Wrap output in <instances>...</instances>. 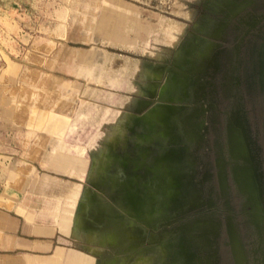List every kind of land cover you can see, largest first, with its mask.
I'll return each mask as SVG.
<instances>
[{
    "label": "rangeland",
    "instance_id": "1",
    "mask_svg": "<svg viewBox=\"0 0 264 264\" xmlns=\"http://www.w3.org/2000/svg\"><path fill=\"white\" fill-rule=\"evenodd\" d=\"M259 2L0 0V264H218L216 48Z\"/></svg>",
    "mask_w": 264,
    "mask_h": 264
},
{
    "label": "flooded vegetation",
    "instance_id": "2",
    "mask_svg": "<svg viewBox=\"0 0 264 264\" xmlns=\"http://www.w3.org/2000/svg\"><path fill=\"white\" fill-rule=\"evenodd\" d=\"M216 50L224 61L220 60L209 155L219 205L205 214L215 215L222 225L218 264H264V79L258 75L264 51V0L243 15ZM237 135L245 140L260 181L251 197L236 182L245 167L233 151Z\"/></svg>",
    "mask_w": 264,
    "mask_h": 264
},
{
    "label": "crops",
    "instance_id": "3",
    "mask_svg": "<svg viewBox=\"0 0 264 264\" xmlns=\"http://www.w3.org/2000/svg\"><path fill=\"white\" fill-rule=\"evenodd\" d=\"M107 2H109V0H107ZM120 10H117L116 14V18L118 19H124V20H130V19H135L137 18V34L140 32V30L142 29V17L143 14L141 11L139 10H135L133 9L132 5L126 4L124 1H121L120 4ZM154 13V12H151ZM156 14V13H155ZM151 17L150 15H146L144 18H149ZM164 17V18H163ZM161 17L163 19V21L161 22L163 28L165 29V32L167 34H173L174 33V22L173 17L169 16V15H165ZM111 18V16H110ZM152 18V17H151ZM128 23V22H127ZM150 25V24H148ZM106 25V23L103 21L100 24L101 28H104ZM128 66V65H127ZM149 65H143L141 64V62H137V68L134 71V81L137 82V84H142L145 81V78L148 76H152V74L150 73V69H147ZM130 68V67H129ZM128 71V69H127ZM126 72V71H125ZM157 75V74H156ZM155 77V75H153ZM144 84V83H143ZM139 88V87H138ZM146 90V87L142 85L141 88H139V90ZM138 90V89H137ZM69 208V206L67 207V209L65 211H67ZM5 211V212H4ZM9 210L5 209V210H1L0 209V251L4 250V251H9L11 250V246H9V244H12V241L14 236H13V231L19 227V222L13 220L10 215L8 214ZM62 231V230H61ZM10 233V234H8Z\"/></svg>",
    "mask_w": 264,
    "mask_h": 264
},
{
    "label": "water",
    "instance_id": "4",
    "mask_svg": "<svg viewBox=\"0 0 264 264\" xmlns=\"http://www.w3.org/2000/svg\"><path fill=\"white\" fill-rule=\"evenodd\" d=\"M235 148L233 149L234 153L236 154L235 156L238 157L239 159H242L245 162V167L243 168V170L241 171V176L239 178L236 179L237 184L241 187V189L244 190L245 193H247L248 195L253 196V194L255 192H257V187H259V182L258 181V176L255 173V168L254 163H253V159L248 151L247 145L245 140L240 137V135H237V137H235ZM238 155V156H237ZM248 165L251 167L249 168ZM189 180L186 181L187 185H188ZM137 199L136 195H127L126 201L130 204H133L135 206V204H137V201L135 203V200ZM180 205L181 207H179V209L181 211H187L188 209V204L189 202H185L184 200H180ZM188 201V200H187ZM177 204V203H176ZM178 208V206H176ZM177 208H175L177 210ZM130 212V211H129ZM162 212V211H161ZM188 212V211H187ZM163 213V212H162ZM130 214L137 219L136 215H134V213L131 211ZM164 218L161 220H159L158 226L161 225V223L163 221H165ZM138 220V219H137ZM140 223H144L141 220H138ZM148 228H154L157 229V227H150L146 222L144 223Z\"/></svg>",
    "mask_w": 264,
    "mask_h": 264
}]
</instances>
